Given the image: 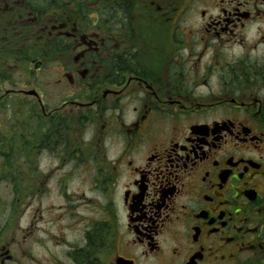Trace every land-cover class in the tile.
Listing matches in <instances>:
<instances>
[{"label":"flooded vegetation","instance_id":"af4514ba","mask_svg":"<svg viewBox=\"0 0 264 264\" xmlns=\"http://www.w3.org/2000/svg\"><path fill=\"white\" fill-rule=\"evenodd\" d=\"M19 69L47 81L0 96L41 121L0 264H264V0H0Z\"/></svg>","mask_w":264,"mask_h":264},{"label":"rangeland","instance_id":"374dc122","mask_svg":"<svg viewBox=\"0 0 264 264\" xmlns=\"http://www.w3.org/2000/svg\"><path fill=\"white\" fill-rule=\"evenodd\" d=\"M251 61L259 63L263 59V52L258 50L256 52H249ZM155 62V60H154ZM254 62V63H255ZM153 64L151 60L149 64ZM151 66V65H150ZM32 70V69H31ZM19 69L17 73L11 75V73L4 74L6 82L0 85V96L5 94L4 91H19L33 90L39 92V90H45L46 72L44 70L39 71L37 74L28 75ZM29 76V77H28ZM10 78V81L8 80ZM48 90V89H47ZM8 97V96H6ZM18 98L11 95L10 100H7V105L11 104L6 110V114L3 118H0V135L5 133V142L0 144V165L5 162V167L0 168V226H10L13 225L14 212L17 207L21 208L22 215L21 225H27L30 219V205L32 193V179L34 178V152H32L31 139L33 137V128L36 123H41V121H36L32 119L29 112L30 101H24L23 95H18ZM15 100L20 99L18 102L21 104V116H15L14 110L17 105H14ZM45 131V130H44ZM43 134V133H42ZM53 162L51 158L47 155L41 154L38 156L35 166L37 167L36 174L43 180L40 185V193L36 204L42 205V209H46L47 205L57 204L60 202V198L56 191H54V186L56 179L50 181L49 188L53 190L45 193L46 187L44 185V179L48 175L49 165ZM56 189V186H55ZM20 197V198H19ZM26 212V213H25Z\"/></svg>","mask_w":264,"mask_h":264},{"label":"water","instance_id":"95a60500","mask_svg":"<svg viewBox=\"0 0 264 264\" xmlns=\"http://www.w3.org/2000/svg\"><path fill=\"white\" fill-rule=\"evenodd\" d=\"M28 94H29V95H33V94H35V92H34V91H32V92H29Z\"/></svg>","mask_w":264,"mask_h":264}]
</instances>
